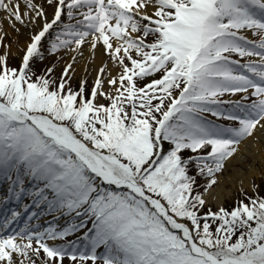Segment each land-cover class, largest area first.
Returning <instances> with one entry per match:
<instances>
[{
	"label": "snow or ice",
	"instance_id": "6c2138e0",
	"mask_svg": "<svg viewBox=\"0 0 264 264\" xmlns=\"http://www.w3.org/2000/svg\"><path fill=\"white\" fill-rule=\"evenodd\" d=\"M261 138L264 0H0V264H264L260 185L206 198Z\"/></svg>",
	"mask_w": 264,
	"mask_h": 264
},
{
	"label": "bare ground",
	"instance_id": "6f19581e",
	"mask_svg": "<svg viewBox=\"0 0 264 264\" xmlns=\"http://www.w3.org/2000/svg\"><path fill=\"white\" fill-rule=\"evenodd\" d=\"M9 32L11 35L15 36L14 33H11L10 29ZM27 40L28 30L22 29V35L19 37L20 45L23 46ZM13 51H15V48H13ZM19 55L22 56L23 53H19ZM87 55L88 54L86 52L85 57H87ZM104 59L105 61L107 60L106 57H104ZM67 60L68 56L65 55L64 61ZM64 61H60L61 69L63 67ZM99 67L100 59H97L95 62H92L88 59H80L79 63L76 65L77 71L74 79L81 80L84 78L87 79L88 82L91 81L93 83L96 77V70ZM85 69H87V72ZM238 165L240 168H242V170H239ZM229 167L233 169L234 173L231 180L220 183L217 188L210 190L206 194V198L210 201V204H214L216 207L221 205L224 206L228 201H230L237 188L252 187L253 179L256 178V176H259V174L262 172H260L259 167L264 168V138H261L259 141H248L245 144H242L240 155L231 162Z\"/></svg>",
	"mask_w": 264,
	"mask_h": 264
},
{
	"label": "rangeland",
	"instance_id": "374dc122",
	"mask_svg": "<svg viewBox=\"0 0 264 264\" xmlns=\"http://www.w3.org/2000/svg\"><path fill=\"white\" fill-rule=\"evenodd\" d=\"M44 50H45V59H43L42 61L39 60V59H37V61H36V67L39 70H43L46 67L55 66V69H56L55 75H56V77L58 79L59 76H60V72H61L60 60H58L57 56H55V55H49L48 54L47 47H45ZM18 63H19V57L17 59H15V60H12L11 61V64L13 66L18 65ZM79 82H80V80L73 78L72 87L73 88H76L79 85ZM92 84L93 83L91 81L88 82V88H89V90L91 89ZM232 99H239V96L232 97ZM101 102L102 103H107V101H104V100H102ZM212 119H216V118L215 117H212ZM220 122L227 123L225 121H220ZM259 169H260V172L261 171L262 172L259 174V176H256V178H254L253 180L255 181L256 184L260 185V189H259L260 195H264V174H263L264 173V168H260L259 167ZM214 188H217V186H213V189ZM240 189H243L244 191H246L249 196L253 195L252 187L251 188H249V187H247V188H241V187H239L234 192V196L232 197V199L230 201H228L224 205V207L231 208L233 206V202L235 200L242 199L243 198L242 195H241ZM201 191H203V190L201 189ZM210 206L212 207L213 211H215L216 208H217L214 204H210ZM48 219L52 221V217H49ZM59 224H60L61 227L66 226L65 225V220L59 221ZM77 235H80V233H77ZM75 238H76L75 236L68 237L69 240H74ZM58 243H62V241H60ZM64 264H70V261L66 259L64 261ZM89 264H91V262H89Z\"/></svg>",
	"mask_w": 264,
	"mask_h": 264
}]
</instances>
